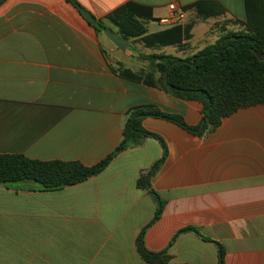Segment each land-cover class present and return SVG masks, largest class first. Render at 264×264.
<instances>
[{
	"label": "crops",
	"instance_id": "obj_1",
	"mask_svg": "<svg viewBox=\"0 0 264 264\" xmlns=\"http://www.w3.org/2000/svg\"><path fill=\"white\" fill-rule=\"evenodd\" d=\"M123 39L106 17L127 3L151 10L146 34L172 25L160 20L173 4L193 23L180 46L146 48L135 39L117 49L68 0L0 3V155L91 167L123 140L130 110L153 107L190 127L203 119L198 101L119 77L148 63L139 55L186 58L223 34L243 31L244 0H73ZM215 2L225 13L198 19L187 6ZM124 40V39H123ZM136 41V43H133ZM130 46V48H128ZM141 127L159 136L166 158L150 180L165 201L144 234L148 252L168 264H264V104L237 110L215 130L189 133L163 119ZM153 138L117 155L98 175L55 191L0 185V264H147L135 240L156 203L136 181L161 158ZM194 228L199 236L178 233Z\"/></svg>",
	"mask_w": 264,
	"mask_h": 264
},
{
	"label": "trees",
	"instance_id": "obj_2",
	"mask_svg": "<svg viewBox=\"0 0 264 264\" xmlns=\"http://www.w3.org/2000/svg\"><path fill=\"white\" fill-rule=\"evenodd\" d=\"M71 2L78 10L79 6ZM246 14L245 29L223 34L213 45L186 58L166 54L139 55L146 61V72L135 74L125 69H112L119 77L161 89L174 97L198 101L203 106V119L196 127L187 126L181 117L165 114L153 107L130 110L124 126L123 140L105 159L91 167L77 162H39L22 155H0V185H20L32 190L55 191L74 186L101 173L121 152L138 147L145 138L157 140L162 148L161 158L136 181L140 190L147 191L156 203L154 218L143 227L135 240L137 255L147 264H168L165 252H148L143 243L146 229L155 223L165 204L150 188V180L166 158L163 140L145 131L141 121L146 117L163 119L183 130L200 135L215 130L223 118L237 110L264 104V0H244ZM199 19L223 15L225 11L215 2H197L187 6ZM106 19L118 28L124 40L135 39L146 48L180 46L191 38L193 23L174 25L163 31L146 34L142 22L151 20V10L127 3L109 14ZM97 32L103 27L101 21L93 26ZM191 232L199 236L194 228H185L178 233ZM219 264L223 254L219 250Z\"/></svg>",
	"mask_w": 264,
	"mask_h": 264
},
{
	"label": "water",
	"instance_id": "obj_3",
	"mask_svg": "<svg viewBox=\"0 0 264 264\" xmlns=\"http://www.w3.org/2000/svg\"><path fill=\"white\" fill-rule=\"evenodd\" d=\"M3 0H0V3ZM80 14L83 16V18L89 22V24L91 25H95L96 24V20L93 16H91L88 12L79 9ZM101 33L119 50L123 51L127 45V42L123 39H120L116 36H114L113 34H111L107 29H105L104 27L100 28Z\"/></svg>",
	"mask_w": 264,
	"mask_h": 264
},
{
	"label": "built area",
	"instance_id": "obj_4",
	"mask_svg": "<svg viewBox=\"0 0 264 264\" xmlns=\"http://www.w3.org/2000/svg\"><path fill=\"white\" fill-rule=\"evenodd\" d=\"M170 15L167 18H164L163 20H160L161 24L166 25H178L184 18V15L181 11L177 10V7L173 4L168 6Z\"/></svg>",
	"mask_w": 264,
	"mask_h": 264
},
{
	"label": "rangeland",
	"instance_id": "obj_5",
	"mask_svg": "<svg viewBox=\"0 0 264 264\" xmlns=\"http://www.w3.org/2000/svg\"><path fill=\"white\" fill-rule=\"evenodd\" d=\"M105 28V27H104ZM106 29V28H105ZM133 43H136V41H134ZM128 48H130V46L128 47Z\"/></svg>",
	"mask_w": 264,
	"mask_h": 264
}]
</instances>
